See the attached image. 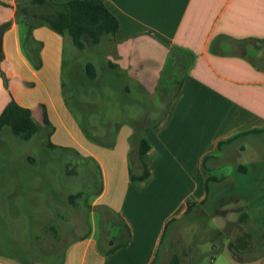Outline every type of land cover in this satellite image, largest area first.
<instances>
[{"label":"crops","instance_id":"crops-1","mask_svg":"<svg viewBox=\"0 0 264 264\" xmlns=\"http://www.w3.org/2000/svg\"><path fill=\"white\" fill-rule=\"evenodd\" d=\"M102 1L119 21L107 40L112 52L104 57L109 76L122 78L124 94L117 99L121 114H128L124 100L133 97L134 87L150 94L168 69L170 75L182 68L179 86L170 97H162L159 119L148 123L111 119L106 124L109 138L89 142L63 100L64 37L48 26L34 28V38L42 43L40 67L35 63V44L26 46L27 24L20 8L28 0H0V24L7 23L0 61V112L13 97L43 123L40 106L46 105L55 126L53 141L75 147L100 165L103 186L92 205L104 207L108 215L118 213L124 236L118 242L99 234L94 211L85 229L78 232L76 224L60 235L58 216L51 214L43 230L30 238L29 250L22 246L23 252L15 255L0 249V264H170V248L159 253L168 226L187 213L191 196L193 206L204 204L208 180L219 184L229 177L224 172L227 164L247 146L239 137L264 140V65L255 60L264 52V0ZM88 64L95 69L93 78L88 76ZM84 68L92 82H101L95 61ZM129 81L132 86L125 84ZM105 98L107 108L112 100ZM60 131L68 133L71 142L57 139ZM139 131L150 144V176L137 184L130 178L129 162ZM234 138L237 142H231ZM220 142L226 143L219 146ZM250 171V166L233 163L230 175ZM43 210L37 204H0V212H29L31 218L37 217L32 211ZM222 252L221 264H249L250 259L230 249Z\"/></svg>","mask_w":264,"mask_h":264},{"label":"rangeland","instance_id":"rangeland-1","mask_svg":"<svg viewBox=\"0 0 264 264\" xmlns=\"http://www.w3.org/2000/svg\"><path fill=\"white\" fill-rule=\"evenodd\" d=\"M29 9L31 13L42 12L38 6H30ZM109 37L103 36L99 44L83 50L69 36L64 37L61 73L63 100L81 133L95 144L109 138L111 132L106 129V124L111 119L113 122L124 118L128 122H156L161 114L159 105H162V97H170L184 75L181 67L171 70L170 75V69L167 68L160 86L154 92L143 93L134 87L133 97L130 95L124 100L128 114H121L117 99L124 94L122 78L109 76L112 72L105 64L104 55L112 52L111 45L107 43ZM255 60L264 65V52ZM88 61L96 62L97 71L102 76L101 82H92L87 77L84 64ZM125 84L132 86L130 81ZM106 95L112 100L108 102L107 108ZM163 103L166 107V102ZM40 107L45 117L46 105ZM37 122L44 126V120L43 123ZM45 129L29 139L14 135L7 128L0 132V204L44 206L43 211H32L37 213V217L33 218L29 217V212H0L3 215L0 219V249L15 255L23 252L22 246L29 250L32 247L30 238L43 230V224L51 214L54 219L58 216L60 235H65L68 229H75L70 226L76 224L80 232L86 228L88 220L93 218L91 211L96 215L98 233L114 236L119 242L124 236V221L119 214L110 211L111 215H108L103 212L104 207L94 208L92 205L94 197L103 186L100 165L92 157L76 151L75 147L54 142V130L50 136L54 146H48ZM137 133L139 137H145L144 131ZM59 134L61 137L57 139L71 142L68 133L60 131ZM239 140L247 142V146L238 156L230 157L231 162L224 170L229 177L220 180L219 184L210 180L204 204L192 205L191 210L168 226L160 245V254L170 248V259L177 255L179 264H221L225 260L222 251L230 249L229 242L236 244L238 236L249 230L252 234L249 250L242 253L241 249L235 247L230 251L242 255L245 260L250 259L249 264H264V140L258 142L243 137H239ZM138 141V138L133 141L129 162V167L135 172H140ZM223 143L226 142H220L219 146ZM233 163L250 166L251 171L244 176L230 175ZM79 192L82 195L76 197L73 203L69 202V195ZM192 198L188 204H193ZM242 212L250 216L246 224L238 221Z\"/></svg>","mask_w":264,"mask_h":264},{"label":"trees","instance_id":"trees-1","mask_svg":"<svg viewBox=\"0 0 264 264\" xmlns=\"http://www.w3.org/2000/svg\"><path fill=\"white\" fill-rule=\"evenodd\" d=\"M30 6H38L42 12L31 13ZM20 14L27 24L26 46L27 42L32 43V45L35 44L33 49L37 53L36 67L41 66L39 52L42 47V43L33 36V30L38 26H48L63 37L69 36L79 49L99 44L103 36L109 35L111 37L119 28L117 17L102 0H69L61 3L54 0H28L26 4L21 6ZM2 58L3 52L1 51L0 61ZM87 73L89 77H95V69L92 64L87 65ZM5 128L23 139H29L41 129L46 128L47 144L54 146L50 141L54 127L47 115L45 114L44 126H42L33 117L31 109L19 105L13 97L0 112V132ZM149 150V142L144 136H140L138 141L140 172H135L131 166L129 169L131 180L138 184L143 183L150 176ZM81 195V192L69 195V202L73 203L75 198ZM192 205L191 203L188 204V210L192 209ZM247 218L248 213L243 212L239 217V222H245ZM251 237V233H243L238 236L236 244L229 242L228 246L232 250L236 247L244 251L251 246V242L249 243ZM170 264H179V257L174 255Z\"/></svg>","mask_w":264,"mask_h":264},{"label":"water","instance_id":"water-1","mask_svg":"<svg viewBox=\"0 0 264 264\" xmlns=\"http://www.w3.org/2000/svg\"><path fill=\"white\" fill-rule=\"evenodd\" d=\"M7 23H2L0 24V52L2 50V40H3V35L4 31L6 30Z\"/></svg>","mask_w":264,"mask_h":264}]
</instances>
